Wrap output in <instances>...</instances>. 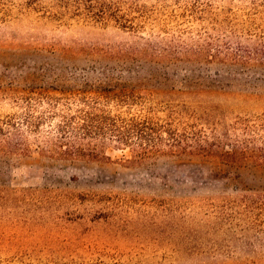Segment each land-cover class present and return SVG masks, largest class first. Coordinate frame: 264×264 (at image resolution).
Returning a JSON list of instances; mask_svg holds the SVG:
<instances>
[{
	"label": "rangeland",
	"instance_id": "1",
	"mask_svg": "<svg viewBox=\"0 0 264 264\" xmlns=\"http://www.w3.org/2000/svg\"><path fill=\"white\" fill-rule=\"evenodd\" d=\"M259 50L264 0H0V119L18 121V92L84 81L142 85L152 106L224 126L264 118ZM49 130L0 150V264H264V163L136 164L112 145L60 159Z\"/></svg>",
	"mask_w": 264,
	"mask_h": 264
},
{
	"label": "trees",
	"instance_id": "2",
	"mask_svg": "<svg viewBox=\"0 0 264 264\" xmlns=\"http://www.w3.org/2000/svg\"><path fill=\"white\" fill-rule=\"evenodd\" d=\"M255 54L264 60L263 50ZM153 94L125 81H84L79 86L18 92V121L0 119V150L25 154L29 145L23 129L39 134L41 126L49 124L42 150L60 159L94 160L112 145L126 148L136 164L159 155L215 158L225 169L264 163V118L238 119L224 126L208 114L173 110L167 103L156 105L162 107L159 117Z\"/></svg>",
	"mask_w": 264,
	"mask_h": 264
}]
</instances>
